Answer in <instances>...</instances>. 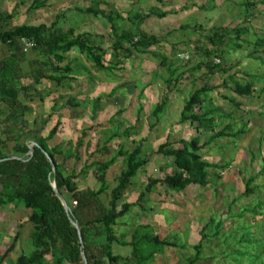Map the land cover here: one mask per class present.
<instances>
[{"label":"rangeland","instance_id":"1","mask_svg":"<svg viewBox=\"0 0 264 264\" xmlns=\"http://www.w3.org/2000/svg\"><path fill=\"white\" fill-rule=\"evenodd\" d=\"M34 1L0 0V33L22 25L51 26L58 22L61 28L74 27L76 34L90 33L91 40L107 50L108 64L115 62L114 34L106 18L109 15L115 19L119 34L122 29L134 31L141 24L142 31L159 41L150 53L136 52L134 57L124 58L117 69L100 74L75 49L66 55V63H75V81H66L62 87L42 78L51 74L50 67L38 51L25 53L20 38L14 45L0 44V64H5L0 69L4 86L0 98H16L29 107L20 117L0 103V137L5 138L12 130L18 143L31 145L47 137L60 121L57 137L48 144L62 145L57 162L65 174L74 170L79 174L77 186L86 194L96 193L100 187L95 168H86L87 164L109 160L120 145L132 150L135 143L141 142L143 156L150 163L133 179V187L118 206L137 204L150 178H164L178 170L172 159L156 152L161 144L195 137L206 143L213 135L211 129L197 132L190 121H181L190 96L210 85L205 109L217 111L220 119L215 130L227 126L232 129L231 135L205 145L201 155L204 161L223 169H209L207 187L191 185L182 193L170 192L163 185L155 187L146 193V211L134 207L115 230L119 238L130 241L138 226L150 224L155 235L177 244L156 255L152 264H189L193 260L195 264H264V175L256 177L264 168V0H49L45 7L33 9ZM249 2L257 5L248 8L245 4ZM89 8L101 14L88 13ZM155 8L167 17L149 16ZM8 15L9 20L4 19ZM221 28L231 30L230 47L209 59L205 51L210 48V36ZM237 29L244 31L238 34ZM237 43L241 48L234 47ZM163 58L167 61L162 67ZM214 64L217 69L210 75L208 66ZM171 70L176 74L171 76ZM37 77L41 80L36 83ZM235 82L253 83L252 95L237 96ZM166 96L169 101L164 111L154 116ZM98 98L101 101L95 118ZM69 100L75 106H66ZM55 104L57 112L51 119ZM80 140L84 141L82 161L77 165L72 154L77 153ZM14 145L11 141L0 150L11 156ZM125 164L120 158L108 171L109 191L89 201V208L81 212L84 221L97 218L109 208L111 191ZM251 179H255L251 187H256V192L247 196L246 186ZM29 215L23 204L0 206V257L18 237L16 249L2 264H14L21 253L33 252ZM88 229L90 244L105 243L102 225ZM199 243L202 251L197 255ZM113 250L124 257L131 252V248L119 244ZM47 260L50 262V257ZM118 264L129 263L121 260Z\"/></svg>","mask_w":264,"mask_h":264},{"label":"trees","instance_id":"2","mask_svg":"<svg viewBox=\"0 0 264 264\" xmlns=\"http://www.w3.org/2000/svg\"><path fill=\"white\" fill-rule=\"evenodd\" d=\"M158 1L159 3L163 2V0ZM48 2L49 0H35L31 8L40 9L45 7ZM255 4L257 5V3ZM255 4L249 2L245 5L249 8ZM87 12L95 15L101 14L91 8ZM151 15L165 18L168 14L155 8L151 10L149 16ZM10 17L8 15L4 19L9 20ZM106 18L111 23L110 30L115 39L112 50L115 57L113 64L106 63L107 50L102 45L93 42L90 33L76 34L74 27L61 28L58 26V22L53 23L51 26L45 24L38 26L22 25L7 30L0 33V44L14 45L16 38L35 41L36 47L34 50L45 58V65L51 69V74H45L42 78L55 82L60 87L66 81H75L72 76L75 71V63L72 61L66 63V55L75 49L84 54L91 63L94 72L100 74L117 69V65H120L124 58L130 59L134 57L136 52L150 53L149 49L158 44L159 40L156 36L149 35L139 28L141 24L134 31L122 29L121 34H119L113 16L109 15ZM243 31L244 29H237L236 32L241 34ZM230 32L231 30L228 28H221L213 32L209 39L210 48L205 51L209 59L224 53L225 48L230 47ZM234 47L241 48V44L237 43ZM166 61V58H163L160 65L163 67ZM4 66V63L0 64V69H3ZM208 68V73L212 75L215 73L217 65L214 64L208 66ZM175 74L176 72L171 70V76ZM40 80L41 78L37 77L35 81L37 83ZM172 80H169V84L172 83ZM24 89L26 90V88ZM211 90L210 85H205L190 96L183 109L181 121H190L191 126L197 132L203 129H211L213 135L206 143H202L199 137H195L191 141L182 139L178 143L166 142L161 144L156 152L172 159L178 170L173 174L166 175L164 178H150L145 188L146 191L139 195L137 204L124 203L120 208L118 202L133 187V179L142 168L150 163L143 156L141 142L135 143L132 150H126L124 145H120L118 152L109 160L87 164L86 168H89L90 165L95 168V175L100 187L96 193L86 194L80 191L77 186L76 180L79 174L75 170L71 174H65L62 166L57 162L56 156L63 153L62 145L50 147L48 144L57 137L61 127L60 121L56 122L47 137L38 141L37 145L33 147V155L29 154L30 146L28 144L18 143L19 139L15 131L11 130L7 139L0 138V146L15 141L12 150L13 155L8 156L0 150V206L23 204L24 208L30 211L28 221L33 225L32 245L34 250L29 255L25 253L18 255L14 264H84L83 253L87 257L88 264H118L121 260L127 261L129 264H152L156 255L163 254L167 247H177V244L168 240V238L161 239L155 235L154 228L150 224L138 226L134 230L130 241L119 238L115 227L134 207L139 206L142 211H146V193L152 192L155 187L163 185L170 192L181 193L191 185L207 187L210 183L209 169H223L204 161L201 155L205 145H209L215 139L231 135L229 131L232 129V127L227 126L222 131L217 132L215 130L216 123L220 119L216 115L217 111L215 109H205V101ZM253 90L254 84L251 82H245V84L235 82L234 92L239 97L251 96ZM1 101L20 117L24 116L29 110L28 105L16 98H2ZM100 101L101 98H98L94 106L95 118L97 117ZM168 101L169 99L166 96L156 107L154 116L157 117L164 111ZM71 104L73 103L69 100L66 106H71ZM73 106L75 105L73 104ZM56 112L57 106L55 104L50 114L51 119L54 118ZM83 135L87 136V132L84 131ZM83 143L84 141L80 140L77 145V153L72 154L76 158L77 165L82 161L80 149L83 147ZM104 149L108 152L106 147ZM120 158H124L126 164L117 179V186L111 191L109 208H102L103 211L97 218L84 221L81 216L82 210L88 207L89 201H96L97 198L109 191L107 174ZM51 161L55 165V172ZM81 173L85 174V170H82ZM262 175H264V168L256 177ZM254 182L255 179H251L247 183L245 195L250 196L256 192V187H251ZM53 183L56 184L70 207L69 212L66 211L63 203L56 196ZM261 206L260 203L259 207ZM74 223H77L79 228H76ZM97 225H102L104 228L105 243L94 246L89 242L88 227L94 228ZM17 240L18 237H15L11 247L0 257V264L16 249ZM115 244L131 248L130 254L125 257L121 254H115L113 250ZM196 249L197 255H200L202 244L199 243ZM47 257H50V262ZM247 257L255 260L254 256L248 255ZM195 263V260H193L189 264Z\"/></svg>","mask_w":264,"mask_h":264},{"label":"water","instance_id":"3","mask_svg":"<svg viewBox=\"0 0 264 264\" xmlns=\"http://www.w3.org/2000/svg\"><path fill=\"white\" fill-rule=\"evenodd\" d=\"M36 145H37L36 142H32L31 145H29L30 146V153H29L30 155H33V147L36 146ZM51 163H52V166H53V171L55 172V170H56L55 165H54L53 161H51ZM53 188H54L56 196L61 200V202L63 203V205H64V207L66 209V211L69 212L70 211V207L68 206V204L65 201L64 197L62 196V194L59 192V190H58V188H57L55 183H53ZM74 225L76 226V228H79L77 223H74ZM79 235H80V238H81V233L80 232H79ZM81 240H82V238H81ZM82 256H83L84 264H88V260H87L86 255L83 253Z\"/></svg>","mask_w":264,"mask_h":264},{"label":"built area","instance_id":"4","mask_svg":"<svg viewBox=\"0 0 264 264\" xmlns=\"http://www.w3.org/2000/svg\"><path fill=\"white\" fill-rule=\"evenodd\" d=\"M20 42L23 46V51L27 53L29 50L34 49L36 47V43L33 40H28L26 38H20Z\"/></svg>","mask_w":264,"mask_h":264},{"label":"crops","instance_id":"5","mask_svg":"<svg viewBox=\"0 0 264 264\" xmlns=\"http://www.w3.org/2000/svg\"><path fill=\"white\" fill-rule=\"evenodd\" d=\"M29 51H30V50H29ZM29 51H28V52H29ZM3 87H4V86H3V80L1 79V75H0V89H1V88L3 89ZM2 91H3V90H0V92H2ZM3 98H8V97H3ZM1 99H2V98H0V103L2 102ZM2 103H4V102H2ZM10 131H11V130L7 131V134H6L7 136H6L5 138H2V139H7V138H8V135L10 134ZM5 133H6V132H5ZM0 138H1V137H0ZM36 143H37V142H36Z\"/></svg>","mask_w":264,"mask_h":264}]
</instances>
